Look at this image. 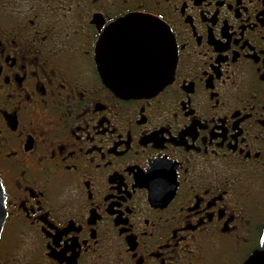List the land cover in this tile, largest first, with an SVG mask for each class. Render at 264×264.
<instances>
[{"label":"flooded vegetation","instance_id":"1","mask_svg":"<svg viewBox=\"0 0 264 264\" xmlns=\"http://www.w3.org/2000/svg\"><path fill=\"white\" fill-rule=\"evenodd\" d=\"M161 16L173 78L117 95L106 25ZM0 178V264H246L264 234V0H0Z\"/></svg>","mask_w":264,"mask_h":264},{"label":"water","instance_id":"2","mask_svg":"<svg viewBox=\"0 0 264 264\" xmlns=\"http://www.w3.org/2000/svg\"><path fill=\"white\" fill-rule=\"evenodd\" d=\"M126 18L120 20L124 23L106 38L103 46L100 41L98 43L100 74L107 85V81L119 80L118 91L111 87L119 96L149 97L162 90L173 78L177 62L175 41L171 33L172 40L160 48L150 41L143 17ZM6 218V197L0 178V237ZM246 264H264V234L261 249Z\"/></svg>","mask_w":264,"mask_h":264},{"label":"snow or ice","instance_id":"3","mask_svg":"<svg viewBox=\"0 0 264 264\" xmlns=\"http://www.w3.org/2000/svg\"><path fill=\"white\" fill-rule=\"evenodd\" d=\"M142 19L147 25L150 34V41L156 46L163 48L172 40L170 29H168L165 24H162L160 22L161 20H163L162 16L157 19H153L150 17H143ZM101 23H103V21H101ZM122 23H124V21H116V23L109 22L106 25V29L100 38L101 46L104 45L106 38H108L112 34V32L117 28V26ZM107 82L109 83V86L112 87L114 90H119V80ZM257 155H259V153H257Z\"/></svg>","mask_w":264,"mask_h":264}]
</instances>
